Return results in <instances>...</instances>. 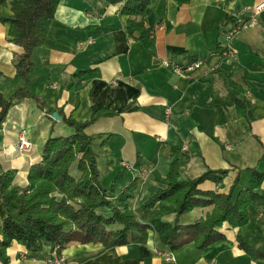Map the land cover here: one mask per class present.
<instances>
[{
	"label": "crops",
	"instance_id": "1",
	"mask_svg": "<svg viewBox=\"0 0 264 264\" xmlns=\"http://www.w3.org/2000/svg\"><path fill=\"white\" fill-rule=\"evenodd\" d=\"M13 1L0 0V18L12 17ZM263 1L150 0L144 22L154 28L151 49L128 37L121 4L61 0L58 5L44 45L34 51L28 88L47 109L64 107L76 121L88 120L96 106H106L113 112L98 119L87 132L100 135L94 146L98 160L102 156L106 159L107 182L120 174L113 197L138 178L131 205L143 222L150 223L158 216L157 207L144 210L141 206L160 187L152 171L167 174L174 158L173 146L182 144L191 154L189 162L180 157L182 180L208 169L229 170L221 185L203 182L199 187L204 191L228 193L238 175L244 186L250 180L251 168L264 173V10L255 26L236 35V58L225 61L214 55L235 18L248 16L246 7ZM8 28L0 21V92L6 96L24 85L16 77L17 48L8 40ZM168 57L181 63L191 59L218 63L219 71L210 75L199 70L191 78L179 77L163 66L162 61ZM79 71L90 72L75 82L80 102L74 108L68 102L65 85ZM231 81L242 88L239 98L246 104V114L241 116L235 106H229L226 120L220 124L219 109L207 104L213 93L226 96ZM52 113L41 110L34 99L25 98L10 108L0 125V171L13 170L16 186L27 185L31 165L41 158L50 136ZM21 132L33 144L29 154L17 150ZM72 132L63 120H55L53 136ZM104 139L106 144L101 148ZM137 152L154 169L136 170L133 164ZM211 208H195L181 217V223H194ZM250 213L261 216L254 208ZM4 217L0 201V227ZM174 218V214L165 217L170 222ZM222 232L227 239L202 251L190 243L171 252L148 230L135 242L110 248L102 243L71 242L63 253L70 264H264V260L255 259L236 245L235 230L223 226ZM46 252L31 257L24 246L14 242L8 249L9 264H48ZM165 252H171L174 261H167Z\"/></svg>",
	"mask_w": 264,
	"mask_h": 264
},
{
	"label": "trees",
	"instance_id": "2",
	"mask_svg": "<svg viewBox=\"0 0 264 264\" xmlns=\"http://www.w3.org/2000/svg\"><path fill=\"white\" fill-rule=\"evenodd\" d=\"M112 5L121 4V13L127 17L126 32L130 39L137 40L151 49L155 40L154 28L145 25V13L150 0H105ZM61 0H15L11 3V18H0L7 23L8 40L14 51L16 77L24 82L11 95L0 92V125L5 121L10 108L25 98L34 99L46 113L57 111L67 126L73 129L69 135L53 136L55 120L51 118L50 136L45 141L41 158L33 163L27 174V185H15L13 170L0 171V201L4 205L5 217L0 227V261L9 264V247L19 243L27 255L38 256L71 242L102 243L110 248L135 242L143 232L151 230L157 241L177 251L193 243L202 251L210 244L227 239L222 227L235 230L236 245L253 256L264 260V173L251 168V177L246 185L235 178L228 193L204 191L200 185L213 181L221 185L229 170L208 169L201 175L181 179V160L190 161L191 154L182 144L171 147L174 157L165 176L153 170L159 188L141 206L148 210L158 208V216L150 223L139 219L132 208L131 200L137 187L135 178L116 197L111 187L101 182L98 153L94 142L100 135H91L87 129L102 117L114 115L106 106L93 107L86 121H76L64 107L46 108L44 101L28 88L30 73L34 67L35 49L44 45L55 12ZM197 59H191L195 61ZM90 71H79L65 88L74 108L79 106V97L74 90L75 82ZM242 88L230 82L226 96L213 93L207 104L219 109L220 124L224 123L225 109L235 106L239 115L246 114V104L239 98ZM106 139L101 142V148ZM133 167L152 170L153 166L137 152ZM120 174L117 176V178ZM198 207H212L204 217L189 224L181 223V217ZM261 212L253 217L251 209ZM174 214L172 222L165 219Z\"/></svg>",
	"mask_w": 264,
	"mask_h": 264
},
{
	"label": "built area",
	"instance_id": "3",
	"mask_svg": "<svg viewBox=\"0 0 264 264\" xmlns=\"http://www.w3.org/2000/svg\"><path fill=\"white\" fill-rule=\"evenodd\" d=\"M263 10L264 1L258 3L254 7H246L248 16H239L235 18L231 28L224 34V44L214 55L225 61L236 58L238 55V49L234 44L236 35L243 30L255 26L258 23L259 15ZM162 64L164 67L170 69L174 74L183 78H191V76L199 70H205V72L210 75L217 74L219 71L218 63H208L206 60L201 59L181 63L168 57L162 61ZM32 148V142L26 137L24 132H21L18 136L17 150L22 154H29ZM163 256L167 261H174L173 254L171 252H165L163 253ZM46 260L48 264H70L60 247H57L55 250L50 252Z\"/></svg>",
	"mask_w": 264,
	"mask_h": 264
},
{
	"label": "rangeland",
	"instance_id": "4",
	"mask_svg": "<svg viewBox=\"0 0 264 264\" xmlns=\"http://www.w3.org/2000/svg\"><path fill=\"white\" fill-rule=\"evenodd\" d=\"M99 153V152H98ZM99 155V154H98ZM98 164H99V170H101L102 172V175H103V178L105 179V181L103 180V183L107 186V187H111V185L114 184V187L115 186V183H116V179L117 178H114L112 181L110 182H107L106 178H105V170H106V159L102 156L100 157V159L98 160Z\"/></svg>",
	"mask_w": 264,
	"mask_h": 264
},
{
	"label": "water",
	"instance_id": "5",
	"mask_svg": "<svg viewBox=\"0 0 264 264\" xmlns=\"http://www.w3.org/2000/svg\"><path fill=\"white\" fill-rule=\"evenodd\" d=\"M52 118L54 120H59V121L63 120V117H61L57 111L52 113Z\"/></svg>",
	"mask_w": 264,
	"mask_h": 264
}]
</instances>
